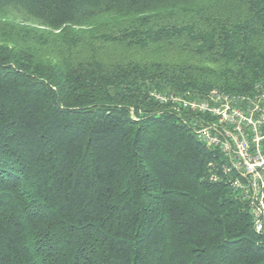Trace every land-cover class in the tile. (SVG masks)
I'll return each instance as SVG.
<instances>
[{"label":"trees","instance_id":"1","mask_svg":"<svg viewBox=\"0 0 264 264\" xmlns=\"http://www.w3.org/2000/svg\"><path fill=\"white\" fill-rule=\"evenodd\" d=\"M264 80V0H0V264H264L215 152L154 93Z\"/></svg>","mask_w":264,"mask_h":264},{"label":"built area","instance_id":"2","mask_svg":"<svg viewBox=\"0 0 264 264\" xmlns=\"http://www.w3.org/2000/svg\"><path fill=\"white\" fill-rule=\"evenodd\" d=\"M153 95L189 113L198 140L219 158L210 164L211 180L229 185L245 203L255 232L264 236V80L246 95L217 89L202 98Z\"/></svg>","mask_w":264,"mask_h":264}]
</instances>
